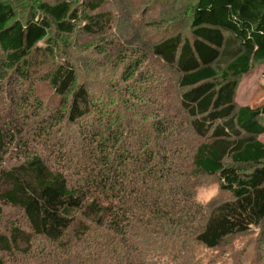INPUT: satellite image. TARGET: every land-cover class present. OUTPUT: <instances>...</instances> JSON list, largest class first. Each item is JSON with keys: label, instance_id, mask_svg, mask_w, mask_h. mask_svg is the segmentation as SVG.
Returning <instances> with one entry per match:
<instances>
[{"label": "trees", "instance_id": "obj_1", "mask_svg": "<svg viewBox=\"0 0 264 264\" xmlns=\"http://www.w3.org/2000/svg\"><path fill=\"white\" fill-rule=\"evenodd\" d=\"M114 1L124 0H29L23 12L27 0H0V85L26 84L0 122V219L5 208L24 219L0 229V253L30 256L42 239L56 264H203L202 248L264 225V104L236 101L243 76L264 67V0H156L163 9L147 17L130 5L142 12L130 27ZM78 49L114 67L103 73L120 90L103 89L122 100L99 104ZM40 72L53 112L30 84ZM34 101L42 120L77 127L76 162L58 166L31 145L34 136L56 147L45 127L17 124ZM95 114L98 124L78 126ZM207 179L220 193L203 203Z\"/></svg>", "mask_w": 264, "mask_h": 264}, {"label": "rangeland", "instance_id": "obj_2", "mask_svg": "<svg viewBox=\"0 0 264 264\" xmlns=\"http://www.w3.org/2000/svg\"><path fill=\"white\" fill-rule=\"evenodd\" d=\"M171 1L172 0H161L163 5H165L164 3L167 4ZM185 1L188 2L189 0H178V4H181ZM124 2H127V4ZM28 3L29 0H27L25 4L19 5L18 9H22L23 12H25L28 8ZM130 5L135 7L136 10L143 9L142 12H146V9L150 8L151 10L145 15L146 17L160 13V11L163 9V6L156 4V0H124L122 3L114 1V3L112 2L108 5V8H111L112 10H115V8H120L119 10L114 11V14L122 18L121 20L124 21L123 23L125 26L130 27V20L142 14V12L136 10L130 12ZM81 41L88 42V35H83ZM72 51L74 52L73 56L77 61V66L80 69L81 75L92 77L94 80H96V82H98L100 89V91H98V102L100 105L108 106L113 96L114 99L122 100V96L115 95L111 90L109 93L103 89L105 88L103 85L105 83L109 87L113 88L114 91L115 88L120 90V87L117 84L119 77L115 76V78L112 79L107 77V72L105 75L103 73L104 70L109 72L113 71V66L105 64L103 57L97 53H92L90 51L86 52L85 50L79 49ZM63 54H65V52ZM97 59H99L98 63ZM263 71L264 67L260 64H256L249 73L243 76L236 89V101L239 105H250L253 108H257L264 104ZM43 74L44 72L37 73V78L32 77L30 84H33V89L39 98L44 100L47 112H53L54 108L52 107V104L56 96L52 95V89L48 88L47 82H44V78H41V75ZM13 79V81L5 83L4 86L0 85V122H4L6 120L9 121L10 113L14 112L16 109L12 106L9 107L11 102L17 103L14 98L11 97L13 94L11 93L13 88L19 90L26 85L23 84V80L17 78L16 76ZM141 89L142 91L139 94H143L142 92H144L147 94V98H149L151 95L157 94L156 88H144L141 86ZM37 104L38 103L34 101L31 103L29 111L22 110L23 116L20 119L17 118L20 121L17 122V124L19 126L27 127V133L32 129L39 128L42 130V128L45 127L46 131L54 136L52 140L55 142L56 147L53 148L52 145L47 144L48 147L46 148V144L44 145L46 140L41 141L40 139V143L38 144V140L34 136L30 137L31 145L38 146L40 155L44 159L57 162L58 166H68V164L72 162V159L74 162H76L78 158L77 156L79 155V144H81L80 141L74 138V132H76L75 129L77 127H74L72 124L65 123L58 125L57 120H50L51 117L49 115L48 121L42 120L41 116L43 111L38 109L39 107ZM32 111L35 113H32ZM96 114L95 116H87L81 119L82 122H78V126L83 124L87 126L94 122L98 124ZM41 120L43 123L41 126H39ZM131 125L134 126V129L137 128L135 123ZM259 139L264 143V133L259 136ZM9 157L8 162L10 164L13 162H20L21 160L19 157L16 160V158L12 155H9ZM217 193H220L217 182L213 179H207L202 183L201 186H199L197 198L199 201L206 203ZM20 216L21 214L18 209L5 208L4 217L0 219V229L7 230L8 223L14 222L15 220L24 221V219H21ZM23 223L25 224V222ZM40 243H43V245ZM37 244L40 246L38 251L30 256H12L0 253V257L4 258L7 264H56V261L52 263V255L56 253V246L51 243H46L42 239H38ZM87 254L88 253L85 252L84 256L86 257ZM199 254L203 264H264V225L259 228L255 227L246 234L237 235L227 239V241L217 249L202 248Z\"/></svg>", "mask_w": 264, "mask_h": 264}]
</instances>
